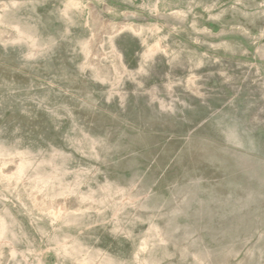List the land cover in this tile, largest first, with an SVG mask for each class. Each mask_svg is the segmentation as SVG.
<instances>
[{"label":"rangeland","instance_id":"374dc122","mask_svg":"<svg viewBox=\"0 0 264 264\" xmlns=\"http://www.w3.org/2000/svg\"><path fill=\"white\" fill-rule=\"evenodd\" d=\"M0 264H264V0H0Z\"/></svg>","mask_w":264,"mask_h":264}]
</instances>
